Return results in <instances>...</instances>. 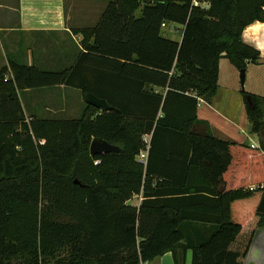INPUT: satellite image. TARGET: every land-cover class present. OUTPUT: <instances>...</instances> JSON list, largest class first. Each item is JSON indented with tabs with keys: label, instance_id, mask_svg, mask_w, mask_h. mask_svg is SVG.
Returning a JSON list of instances; mask_svg holds the SVG:
<instances>
[{
	"label": "trees",
	"instance_id": "trees-1",
	"mask_svg": "<svg viewBox=\"0 0 264 264\" xmlns=\"http://www.w3.org/2000/svg\"><path fill=\"white\" fill-rule=\"evenodd\" d=\"M257 21L264 0H107L71 68L12 60V75L0 72V264H143L167 253L182 264L188 251L192 264H242L264 227V97L242 90L260 149L215 137L198 109L218 91L222 58L239 71L259 61L243 40ZM163 23L184 26L181 40ZM60 84L113 110L28 120L20 92ZM94 139L120 152L91 156Z\"/></svg>",
	"mask_w": 264,
	"mask_h": 264
},
{
	"label": "crops",
	"instance_id": "crops-1",
	"mask_svg": "<svg viewBox=\"0 0 264 264\" xmlns=\"http://www.w3.org/2000/svg\"><path fill=\"white\" fill-rule=\"evenodd\" d=\"M106 6L107 0H0V72L6 69V76H11L12 60L47 71L71 68L77 58L87 52L86 43L93 41V36L86 37L84 30L95 27ZM171 24L164 27L168 31L182 30V38L184 26L178 24L173 30ZM243 40L261 53L259 61L249 63L246 68V91L264 97V22L257 21L246 27ZM226 60L229 61L226 58L220 60L216 95L210 103L199 100L198 117L209 125L215 137L246 143L250 147L254 144L260 149V138L251 133L247 119L243 89L237 84L239 70ZM227 74L229 80L225 77ZM88 75L91 77L93 73ZM19 96L28 120L32 117L77 119L80 116L71 118V115L82 113L86 104L82 91L66 84L25 89ZM141 200L132 206L139 207ZM190 252L192 254L188 251L181 255L182 264H192ZM147 264L176 262L173 254L167 253ZM242 264H264V227L256 230Z\"/></svg>",
	"mask_w": 264,
	"mask_h": 264
},
{
	"label": "water",
	"instance_id": "water-1",
	"mask_svg": "<svg viewBox=\"0 0 264 264\" xmlns=\"http://www.w3.org/2000/svg\"><path fill=\"white\" fill-rule=\"evenodd\" d=\"M246 80V70L242 69L240 71V82L242 86L244 85ZM85 102L87 105L93 106L99 109L101 112H110L113 110L105 99L100 98L92 93H87L85 96ZM120 149L103 141L102 139H94L90 146V153L91 156L109 154V153H116L118 154ZM76 184H79L78 181H75Z\"/></svg>",
	"mask_w": 264,
	"mask_h": 264
},
{
	"label": "rangeland",
	"instance_id": "rangeland-1",
	"mask_svg": "<svg viewBox=\"0 0 264 264\" xmlns=\"http://www.w3.org/2000/svg\"><path fill=\"white\" fill-rule=\"evenodd\" d=\"M105 4V3H104ZM179 25L178 24H175V23H172L171 24V28L174 30L175 28H177ZM180 30V29H179ZM182 30H180V32L177 30V29H175L174 31H168L167 30V27H164V30H163V34L165 35V36H167V37H169V38H171V39H174V40H179L180 38H181V32ZM225 62H227V64H231V63H229V61H225ZM231 66V65H230ZM226 79L227 80H229V75L227 74L226 76ZM237 77H238V81H239V83H238V81H237V84H238V86L240 87V88H242V89H244V90H246V80H247V72H246V80H245V83H244V85L242 86V84L240 83V73H239V71H238V74H237ZM82 110V109H81ZM201 113V112H200ZM203 113H204V111H203ZM81 115V111H80V113H74V114H72L71 115V118H77V117H79ZM145 139H147L148 141H149V137H145ZM140 200H141V196H135L131 201H130V204L131 205H136L137 203H138V201L140 202ZM190 255H192L191 254V252H190Z\"/></svg>",
	"mask_w": 264,
	"mask_h": 264
},
{
	"label": "built area",
	"instance_id": "built-area-1",
	"mask_svg": "<svg viewBox=\"0 0 264 264\" xmlns=\"http://www.w3.org/2000/svg\"><path fill=\"white\" fill-rule=\"evenodd\" d=\"M162 26L164 27V26H166V23H163L162 24ZM200 100V102H201V100L202 99H199ZM146 137H149V136H146ZM149 140H150V137H149ZM144 142L146 143V149L140 154V156L138 157V160H139V162L140 163H142V164H146V161H147V156H148V150H149V141L147 140V139H145L144 138ZM251 148L252 149H256V146L254 145V144H252L251 145ZM99 164V162H95V165H98ZM256 187L255 186H253V187H251V190H253V189H255ZM143 264H147V263H143Z\"/></svg>",
	"mask_w": 264,
	"mask_h": 264
}]
</instances>
